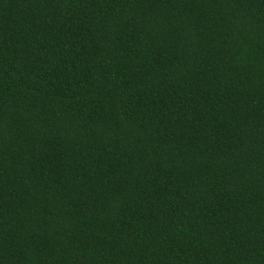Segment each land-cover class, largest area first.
Returning <instances> with one entry per match:
<instances>
[{"label": "trees", "instance_id": "trees-1", "mask_svg": "<svg viewBox=\"0 0 264 264\" xmlns=\"http://www.w3.org/2000/svg\"><path fill=\"white\" fill-rule=\"evenodd\" d=\"M0 264H264V0H0Z\"/></svg>", "mask_w": 264, "mask_h": 264}]
</instances>
